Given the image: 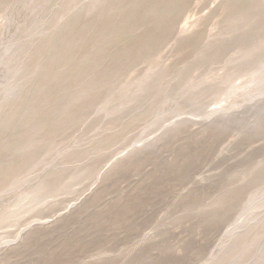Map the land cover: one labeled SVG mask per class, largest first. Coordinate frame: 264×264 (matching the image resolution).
<instances>
[{
	"label": "rangeland",
	"instance_id": "obj_1",
	"mask_svg": "<svg viewBox=\"0 0 264 264\" xmlns=\"http://www.w3.org/2000/svg\"><path fill=\"white\" fill-rule=\"evenodd\" d=\"M0 264H264V0H0Z\"/></svg>",
	"mask_w": 264,
	"mask_h": 264
}]
</instances>
